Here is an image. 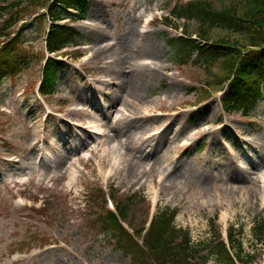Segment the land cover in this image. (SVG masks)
I'll return each instance as SVG.
<instances>
[{
    "label": "rangeland",
    "instance_id": "1",
    "mask_svg": "<svg viewBox=\"0 0 264 264\" xmlns=\"http://www.w3.org/2000/svg\"><path fill=\"white\" fill-rule=\"evenodd\" d=\"M13 1L0 0V5L12 10ZM84 1L83 18L66 21L76 27L82 44L52 54L64 64L44 100L37 85L41 59L47 55L49 19L42 15L47 0L20 2L21 12L26 7L23 20L0 37L5 41L25 23L23 47L34 55L25 69L0 83V264H146L121 253L114 235L103 230L98 218L108 204L93 194L100 186L127 204L126 221L134 228L155 211L177 210L173 225L177 236H187L198 251L194 261L219 264L212 254L206 263L203 257L220 236L233 232L232 253L240 252L250 264H263L264 161L253 168L249 162L264 152V92L247 113H225L219 62L208 67L179 64L169 38L180 32L194 36L199 24L170 18L175 29L162 22L175 4L189 0ZM212 1L219 8L230 5V0ZM8 11L0 10V24ZM91 26L102 37L87 34ZM142 30L148 31L145 37ZM126 32L124 71L137 72L148 64L159 71L154 77L145 73L138 83V101L130 99L139 112L127 111L128 120L117 123L129 121L136 140L149 150L141 165L126 135L115 137L112 130L121 115L118 110H124L122 86L115 104L108 106V96L113 92L114 97L116 89L109 75L116 67L111 49ZM227 33L212 29L208 41L227 35L232 39ZM98 46L106 47L100 57L93 53ZM102 132L113 140H105ZM105 155L109 166L98 167ZM120 160L146 172L142 180L123 172L105 176ZM234 162L245 165L247 177L241 170L235 176ZM169 170L174 172L164 178L161 174ZM152 261L151 256L144 259Z\"/></svg>",
    "mask_w": 264,
    "mask_h": 264
},
{
    "label": "trees",
    "instance_id": "2",
    "mask_svg": "<svg viewBox=\"0 0 264 264\" xmlns=\"http://www.w3.org/2000/svg\"><path fill=\"white\" fill-rule=\"evenodd\" d=\"M25 1L14 0L11 3L14 8L12 10L0 5L3 12L5 9L9 10V15L0 24V37L7 35V29L22 19L26 7L21 12L18 5ZM27 1L33 5L38 0ZM46 6V14L51 17L45 35L46 49L55 52L63 46L79 42L76 29L71 25L58 23V20L68 14L69 8L84 13V0H52L49 3L47 0ZM170 12L175 19L197 21L199 39L204 40L203 42L183 36L170 37L168 43L179 64L192 62L208 67L218 61L223 82L227 80L226 97L221 100L222 107L225 111L238 109L247 113L248 108L254 105L264 92V0H230V5L221 8L215 6L212 0H190L187 3L178 2ZM168 19L164 18L165 25L172 23L168 22ZM24 26L0 42V83L7 76L17 75L34 57L23 47ZM212 29L228 31L227 34L235 39H230L227 35L225 38L223 36L209 42V31ZM43 61L40 91L49 94L56 84L57 70L64 62L51 57L44 58ZM96 191L97 193L93 194L103 200V190L99 188ZM126 208V203H122L116 208L117 214L106 212L98 218L103 230L114 235L115 247L121 253L130 256L137 263L150 264L144 262V259L151 256L157 264H202L194 261L198 251L191 245L189 238L177 236L179 230L172 225L176 210L157 213L140 244L118 221V217L126 216ZM263 227L264 225L260 229ZM229 238L232 245L236 243L233 232L229 233ZM211 254L219 264H235L222 241L213 244L210 252L203 257L204 263ZM236 254L242 260L240 252Z\"/></svg>",
    "mask_w": 264,
    "mask_h": 264
},
{
    "label": "bare ground",
    "instance_id": "3",
    "mask_svg": "<svg viewBox=\"0 0 264 264\" xmlns=\"http://www.w3.org/2000/svg\"><path fill=\"white\" fill-rule=\"evenodd\" d=\"M87 30V34H90L94 37H102L101 35V31H99L98 28H95L93 26L91 27H86ZM129 30V33H130V29ZM141 35H143V37H145L147 35V32L148 31H144L142 30L141 31ZM122 39L120 40V43L117 44L112 50V53L114 55V62L113 64H115V69H111L110 70V78L112 76L111 79H113L114 81H116V89H114V93H115V96L113 97L112 96V93L111 92L108 96V99H109V108L112 107L116 100H117V96L119 95V90H117L119 87L122 86V94H125L126 96V100H123L122 104L124 106V110H118V112H121V115L118 117L117 119V122L116 124L113 125L112 127V130L114 132V136L117 137L118 134H125L126 136V144H130V146L134 147V150L136 151V153L138 154L137 156V161L139 162V164H143V163H146V160L148 157H150V152L149 150H145V147L143 146L142 144V141L141 139H137L136 140V134L137 133H134L132 132V130L134 129L133 125L129 124L127 122H124V123H127V124H124L122 126H120V124H117L119 121H125V120H128V117H129V113L127 114V111H130L131 113L133 112V114H137L139 111L135 110L134 106L131 105V101L130 99H133L134 101H138L139 97H140V93L141 92V89H140V86L138 85V83L143 79V76H146L145 73H147L149 71V73L147 75L151 76V77H154V74L158 73V68L153 66V65H146V66H141L140 65V68L137 70V72L133 69L132 71L130 72H125L124 69H123V64L126 63L123 60V57L121 56V53L122 52H127V49L129 48V43L127 44L126 41L129 39L128 38V33L126 32L125 34L122 35ZM98 39V38H97ZM155 46V45H154ZM95 51L93 52L97 57H100V55H102L105 51H106V47H101V46H98V47H95ZM113 55H111L110 57H113ZM124 62V63H123ZM147 64V63H146ZM126 111V112H125ZM102 136H104L105 140L108 141V139H112L111 135L107 132H102L101 133ZM113 140V139H112ZM117 141L119 142H122L121 139H117ZM139 141V142H138ZM114 150V148L112 149ZM251 161L249 162V165H250V168H253L259 164H261L262 161H264V152H261V154L259 153L258 156L254 159H250ZM93 163V162H92ZM116 164L111 166L112 168H110L109 170V173L111 174H119L120 172H123L124 173V176H129V177H134L135 179H137V181H141L143 176L146 174V172L142 171V172H137L135 171V168L133 166H127V165H123V162L122 160L120 161H116L115 162ZM235 166H236V172L235 173V176H238L239 174V171H245L246 173L242 174L243 177H247L248 176V173L249 171L246 170V168H244V164L242 163H237V162H234ZM97 166L98 167H101V168H105L106 166H109V160H108V155H105V157L103 158H100L98 159V162H97ZM140 167V166H139ZM142 167V166H141ZM113 170V171H112ZM171 172H174L173 170H169L167 171V173H165V171L161 174L164 176V178H166V175H169ZM235 172V171H233ZM260 193H264V184H262V191H260ZM262 202H264V194L262 196ZM223 216L224 218L226 217V213L223 212Z\"/></svg>",
    "mask_w": 264,
    "mask_h": 264
}]
</instances>
